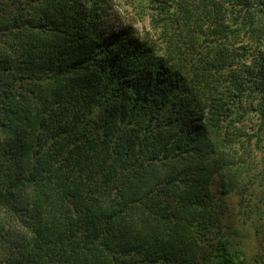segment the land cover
Listing matches in <instances>:
<instances>
[{
	"label": "trees",
	"instance_id": "trees-1",
	"mask_svg": "<svg viewBox=\"0 0 264 264\" xmlns=\"http://www.w3.org/2000/svg\"><path fill=\"white\" fill-rule=\"evenodd\" d=\"M120 1L0 0V264H264V0Z\"/></svg>",
	"mask_w": 264,
	"mask_h": 264
},
{
	"label": "rangeland",
	"instance_id": "rangeland-1",
	"mask_svg": "<svg viewBox=\"0 0 264 264\" xmlns=\"http://www.w3.org/2000/svg\"><path fill=\"white\" fill-rule=\"evenodd\" d=\"M146 11L145 15H142L140 7H134L132 3H128L127 1H120V4H117L115 9L111 12V20L110 22L115 26L119 27L125 23V21L131 20L134 25L139 29V30H149L152 31V25H151V19H150V12L147 13V8H143ZM149 9V8H148ZM150 10V9H149ZM120 17V18H118ZM120 19V20H118ZM154 31V30H153ZM253 124V121L248 123V125ZM257 160L264 164V152H259L257 156ZM262 190L264 191V186L262 187ZM250 231V229H249ZM251 237H248L247 241H251ZM253 243V241H251ZM250 251V250H249ZM252 255V252L250 251L248 255ZM249 255V256H250ZM252 260V259H251ZM252 263L255 264V261L252 260Z\"/></svg>",
	"mask_w": 264,
	"mask_h": 264
}]
</instances>
